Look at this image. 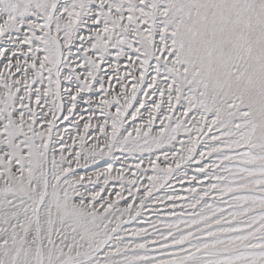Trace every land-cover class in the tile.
I'll list each match as a JSON object with an SVG mask.
<instances>
[{
  "label": "snow or ice",
  "instance_id": "obj_1",
  "mask_svg": "<svg viewBox=\"0 0 264 264\" xmlns=\"http://www.w3.org/2000/svg\"><path fill=\"white\" fill-rule=\"evenodd\" d=\"M0 264H264V0H0Z\"/></svg>",
  "mask_w": 264,
  "mask_h": 264
}]
</instances>
